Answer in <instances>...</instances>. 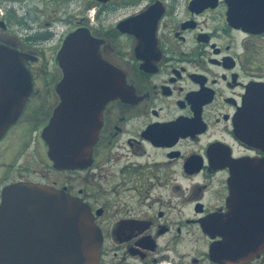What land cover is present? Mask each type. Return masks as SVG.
I'll return each instance as SVG.
<instances>
[{"label": "flooded vegetation", "instance_id": "flooded-vegetation-1", "mask_svg": "<svg viewBox=\"0 0 264 264\" xmlns=\"http://www.w3.org/2000/svg\"><path fill=\"white\" fill-rule=\"evenodd\" d=\"M76 2L77 15L44 9L41 22L35 2L0 0V44L23 55L32 81L0 138V207L21 183L81 201L102 237L98 264H264V249L214 255L239 235L229 223L264 222V0ZM75 34L125 93L103 108L88 159L60 167L43 134Z\"/></svg>", "mask_w": 264, "mask_h": 264}, {"label": "water", "instance_id": "water-1", "mask_svg": "<svg viewBox=\"0 0 264 264\" xmlns=\"http://www.w3.org/2000/svg\"><path fill=\"white\" fill-rule=\"evenodd\" d=\"M83 44L78 34L65 43L60 55L65 75L58 85L63 103L43 134L60 167H78L88 159L103 108L125 93L120 72L99 57H84ZM31 87L23 55L0 44V138L17 121ZM258 174L264 177V170ZM231 203L234 206L237 200L233 197ZM236 213L235 209L232 215ZM231 228L239 235L224 236L215 247L219 261L241 260L264 249V222L261 227L257 222H231ZM101 244L94 217L81 201L28 183L5 190L0 207V264H98Z\"/></svg>", "mask_w": 264, "mask_h": 264}, {"label": "rangeland", "instance_id": "rangeland-1", "mask_svg": "<svg viewBox=\"0 0 264 264\" xmlns=\"http://www.w3.org/2000/svg\"><path fill=\"white\" fill-rule=\"evenodd\" d=\"M59 1L60 5L58 4ZM76 1L77 0H27V3L30 5L34 2L36 3L38 12L37 17L40 18L41 22H45L46 19L44 18V9H46L47 13L51 15L50 17L54 15L57 16L58 19L60 18L61 14L65 15L67 11L69 13V17L77 15L78 12H76L74 9L76 5H72V3ZM52 10H54V13L51 12Z\"/></svg>", "mask_w": 264, "mask_h": 264}]
</instances>
